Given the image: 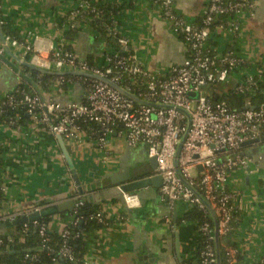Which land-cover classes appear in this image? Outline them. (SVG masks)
<instances>
[{"label":"crops","instance_id":"0c3cea01","mask_svg":"<svg viewBox=\"0 0 264 264\" xmlns=\"http://www.w3.org/2000/svg\"><path fill=\"white\" fill-rule=\"evenodd\" d=\"M91 1L114 6L111 28L128 42L125 49L147 70L166 73L170 66L183 62L186 47L162 18L154 0ZM78 2L1 0L0 24H5L16 39L25 40L30 35L29 43L43 56L51 47L62 48L71 51L78 61L103 66V44H117L108 33L102 35L92 28L87 17L77 20L75 29L68 28L66 15ZM207 2L175 0L174 8L189 24L197 25ZM241 21L238 33L214 29L209 40L218 53L233 48L247 59L242 71L231 74L227 83L230 86L253 73L255 62L264 64V0H255L253 14L244 15ZM0 50V102L20 85H28L38 95L20 76L21 73L33 80L32 70L25 66L29 56L22 48L4 50L0 45ZM40 93L43 99L61 103L81 102L84 98L79 82L73 83L68 92L53 86L52 92ZM77 136L61 144L49 131L32 130L27 122L18 128L0 124V215L14 214L27 206H42V211L53 209L55 213L45 215L50 219L47 229L61 233L71 224L75 202L81 198L113 222L90 242L84 264H195L196 224L177 223L186 209L183 203L176 205L174 213L160 196V186H148L131 193L138 197L139 205L130 209L118 187L110 184L111 178L125 170L132 178L153 175L146 145L129 147L117 133L108 134L103 146L90 140L85 131ZM247 153L258 169L256 176L236 171L229 181L230 187L242 191L245 198L227 237L229 245L238 249L241 263L264 258V143L251 146Z\"/></svg>","mask_w":264,"mask_h":264},{"label":"built area","instance_id":"2783aa9c","mask_svg":"<svg viewBox=\"0 0 264 264\" xmlns=\"http://www.w3.org/2000/svg\"><path fill=\"white\" fill-rule=\"evenodd\" d=\"M78 1L77 6L66 15L69 29H75L77 20L85 15L99 16L101 13L100 6L91 0ZM154 2L158 5L162 18L171 25L174 34L181 37L187 50L183 62L170 66L166 73L151 72L144 68L138 58L125 49L128 42L118 37L112 28H109L108 36L118 46L110 47L109 43L105 44L103 41L105 64L91 68L86 62L76 60L71 51L62 48L51 47L43 56L40 49L29 43L30 35L25 40L9 37L5 39L11 46L22 48L29 56V63L41 68L53 66L57 69L92 72L108 78L122 88L124 87L120 82L127 78L134 92L124 88L126 91L160 107L135 104L102 82L73 77L83 81L81 85L84 98L81 102L61 103L54 99H41L36 94L20 92L18 99L10 94L0 102V114L5 106L23 107L30 129L40 125L42 129L64 141L75 140L77 135L85 131L78 123L82 121L99 126V130L90 132V136H96V142L100 146L104 145L110 133L123 137L129 147L145 144L147 157L156 161L153 175L161 177L159 194L166 199L168 207L174 210L178 203H183L186 207L202 210L210 217L200 200L181 183L176 172L178 169L184 180L211 206L217 219L216 233L221 240L232 232L234 221L245 203L244 193L230 187L231 174L239 171L249 177L256 176L258 171L247 150L255 144L264 143V101L257 106L247 101L242 111L234 112L229 109L225 100L212 101L208 98L207 92L211 85L228 83L236 69L247 65V59L233 48L221 53L210 48V26L217 17L226 16L227 20L215 29L238 33L244 15L253 14L255 0H208L200 26L189 24L175 10V0ZM253 65V73L244 75L236 82L234 89L237 92L248 88L257 89L258 81L264 75V64L257 61ZM63 77H55L53 86L58 87ZM179 110L189 115L190 129L182 143L176 168L175 152L187 124L186 116ZM17 121L15 114L7 125L18 128ZM122 199L127 208H136L139 205L135 194L122 193ZM83 205V199H78L74 212ZM42 210V206H27L14 214L0 215V223L28 218ZM102 214L100 210L94 218L102 222ZM196 230L197 234L206 239L200 252L201 264H216L212 219L211 223L205 221L201 225L196 224ZM25 232L26 224L23 225V233ZM39 235L45 242V227L39 228ZM60 235L63 243L58 255L73 262L72 252L67 246L70 232L65 229ZM8 241L11 242L12 239L8 238ZM222 253V262L224 260L225 264H264V258L241 263L235 247H224ZM26 258H29L28 255Z\"/></svg>","mask_w":264,"mask_h":264},{"label":"trees","instance_id":"16d2710c","mask_svg":"<svg viewBox=\"0 0 264 264\" xmlns=\"http://www.w3.org/2000/svg\"><path fill=\"white\" fill-rule=\"evenodd\" d=\"M99 6L101 10L99 16L95 14H87L84 17L89 19V24L92 28L97 30L100 34L106 35L109 33V28H111L113 25V13L116 10L111 4H99ZM226 20V16L217 17L210 26L211 32L216 27L223 24ZM202 21L203 18H201L197 26L202 25ZM1 26L2 32L6 37H9L10 39H16L14 34L10 32L5 24L2 23ZM208 43H210V41ZM209 45L210 48L216 49L215 45H212V43ZM87 65L90 68L95 66L89 62H87ZM243 67L244 66L239 67L235 70V72L242 71ZM30 75L42 92H52L53 86H51V82L55 77L42 75L35 71H30ZM109 78L111 77L109 76ZM79 81L73 77L66 76L62 78L58 88H60L63 92H68L70 90V86L73 83ZM82 82L83 81L81 80L79 83L81 84ZM120 84L124 88L134 92L133 86H130V81L127 78H124ZM234 87L235 86H230L227 83H214L207 92L208 98L212 101H218L222 99L225 100L229 109L234 112L242 111L245 108L247 101H250L251 105L253 106H257L264 101V75L262 76V79L258 81L257 89L248 88L243 92H237ZM30 89L31 88L28 85H20L18 86L17 91L12 95L14 99H18L20 92L35 94ZM15 114H17L18 117V126H24L25 122L28 120V117L26 116L25 109L23 107L10 108L5 106L3 108V112L0 114V124H7L10 119L14 118ZM78 123L82 126L85 132L89 134L92 131L97 132L99 130V126L95 124L82 121H79ZM38 128H42V126L39 125ZM90 140H96V136L91 135ZM2 152L3 149L0 146V167L2 165ZM1 182L2 179L0 177V187ZM2 202V193H0V207ZM98 211H100L98 208L92 207L85 202L83 206L78 208L76 212L73 211L71 214L72 222L66 227V229L70 232V237L67 240V246L72 252L73 262L64 260L58 255L63 243V238L61 237L60 233L52 232L47 229L50 219L48 216H45L41 217L39 220H36L35 224L33 222L16 224L15 227H10L6 233H0V239L2 240V244H0V264H84L90 242L96 240L97 235L101 231L108 229L113 223L105 217L104 213L102 214V222H98L94 218V215ZM205 221H209L211 223L210 217L205 212L198 210L195 207L189 206L186 207L183 215L178 219L177 223L181 224L184 222L201 225ZM24 224L27 225V232L25 233H23ZM41 226L45 227V242H43V238H41L39 235V228ZM8 238H11L12 241L9 242ZM220 242L222 249L227 245L231 246L229 245L227 238H221ZM205 243L206 239L198 234L197 247L194 251L195 264H201L200 252ZM26 255H28L29 258H26ZM34 256L36 258H32ZM222 257H224L223 253ZM238 259L240 261L239 257ZM222 264H225L224 260Z\"/></svg>","mask_w":264,"mask_h":264},{"label":"water","instance_id":"95a60500","mask_svg":"<svg viewBox=\"0 0 264 264\" xmlns=\"http://www.w3.org/2000/svg\"><path fill=\"white\" fill-rule=\"evenodd\" d=\"M0 45L4 50H8L10 48H12V49L16 48V47L11 46L10 43L5 39V36L2 32L1 24H0ZM25 66L28 67L29 69H31L32 71L38 72L39 74H42V75H48V76H53V77H57V76L83 77V78H89L92 80H96V81H99V82H102V83L108 85L109 87H111L112 89L117 91L119 94H121L122 96L129 99L130 101H132L135 104L144 105V106L160 107L159 105H153L149 102L141 100L136 95L126 91L124 88L113 83L108 78L102 77V76L97 75V74L92 73V72L72 70L70 68L57 69V68H54L53 66H49L48 68L47 67L41 68V67L35 66L29 62H27L25 64ZM20 76H21V78H23V80L28 82L34 88V90L37 92L38 96L41 99H43L38 86L33 82V80H31L30 78L26 77L25 75H23L21 73H20ZM191 96H195V95H191ZM179 111L182 112L186 116L187 124H186V130L183 133V135L181 136V139H180V141L177 145V148H176L175 158H174V163H175L176 168H177V158H178L182 143L185 140L186 136L188 135V132L190 129V117H189V115L183 110H179ZM57 138L62 144L63 140L61 139V137L57 136ZM67 161H68L69 167L72 169V165H71L70 161L68 160V158H67ZM148 161H149L151 169L154 170L156 168L155 159L149 158ZM72 172H74V170H72ZM176 172H177V176L180 179L181 183L184 186H186L192 192V194L200 200V202L204 205L206 211L209 213V215L212 219L213 227H214L213 241H214L216 264H222V248H221L220 238L218 237V235L216 233L217 219H216L215 213L212 210L209 203L206 201V199L194 187L190 186L184 180V178L182 177V175L180 174L178 169H176ZM110 184L118 187V191H120V193H132L134 191L144 189L148 186H153L155 188L161 186V177L160 176H154V175H148V176H140L138 178H132L129 171L125 170L119 177L111 178ZM165 201H166V199H165ZM55 212H56V210H53V209L52 210H46V211H41L37 214H34L28 218H25V217L19 218V219L15 220L14 222L0 223V233L4 234L5 229L10 228L16 224L33 222V221L39 220L40 217H44L45 215L53 214ZM174 213H175V209H174Z\"/></svg>","mask_w":264,"mask_h":264}]
</instances>
